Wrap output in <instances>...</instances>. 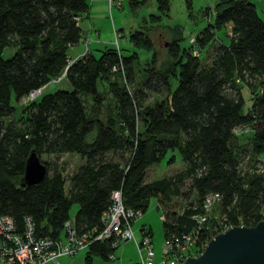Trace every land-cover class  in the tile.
Listing matches in <instances>:
<instances>
[{
    "label": "trees",
    "instance_id": "trees-1",
    "mask_svg": "<svg viewBox=\"0 0 264 264\" xmlns=\"http://www.w3.org/2000/svg\"><path fill=\"white\" fill-rule=\"evenodd\" d=\"M87 9L88 0H0V216H10L18 230L29 216L37 236L52 238H62L63 224L70 221L80 235L101 229L110 194L118 190L124 207L139 213L154 198L163 239L193 232L195 246L204 240L207 222L194 217L204 215L208 195L219 196L223 219L232 225L252 226L264 219V177L242 176L238 169L245 153L264 163V21L252 1H215L212 20L189 47L180 46V35L172 34L170 63L162 70L151 66L132 93L124 85L113 87L115 115L104 119L86 114L83 97L97 106V84L112 74L130 83L137 50L151 45L136 31L128 36V53L117 46L97 52L87 48L72 57L70 50L82 35L76 19ZM157 9L164 14L168 0H157ZM203 15L208 19V9ZM219 30L229 32L227 41L215 46L209 64L200 62V51L213 44ZM5 48L14 49L8 58L2 57ZM61 75L70 89L46 91ZM238 83L249 89L245 111ZM38 88L36 98L19 107L15 125V105ZM162 91L163 99L144 104ZM31 149L38 157L74 154L81 164L65 177L40 160L44 178L21 187ZM174 157L183 170L144 180L149 167ZM176 199L185 203L181 211ZM72 204L77 209L70 219ZM139 231L150 236L144 226ZM85 250L88 261L90 254L109 259L115 248L108 239L90 242Z\"/></svg>",
    "mask_w": 264,
    "mask_h": 264
},
{
    "label": "rangeland",
    "instance_id": "rangeland-1",
    "mask_svg": "<svg viewBox=\"0 0 264 264\" xmlns=\"http://www.w3.org/2000/svg\"><path fill=\"white\" fill-rule=\"evenodd\" d=\"M189 1V7L186 2ZM217 0H168V9L164 14L157 9V0H114L108 6L106 0H88V5H93L96 10L95 21L80 19V31L84 36L82 42H78L76 51H85V49L97 52L104 47L115 48L117 46L123 53L132 51V44L128 40V36L132 32H142L146 39L150 42L151 48L137 50V59L131 63L132 79L131 82L123 80L122 75L112 74L107 81H100L97 84L99 92V103L95 106L90 97H83L84 108L86 114H96L99 118L104 119L107 115H115V97L111 92L113 87L122 88L128 92H133L140 88L143 82L145 71L154 67L156 70H162L170 61L167 56V48L174 39L173 35H180L179 44L182 47H189V38L196 36L198 32L205 26L206 22L212 20L213 4ZM132 2V4H130ZM132 5V6H131ZM208 9V19L203 12ZM153 16V18H152ZM92 17V15H89ZM88 21V22H87ZM176 33V34H175ZM116 35V36H114ZM227 36L225 30H219L215 34L214 42L208 45L204 51H200L199 60L204 64H209L213 58L214 48L220 42H226ZM14 51L13 48H5L2 51V57L8 58ZM73 49L70 54L74 57ZM125 79V78H124ZM53 81V80H51ZM125 82V83H124ZM241 96L243 99V111L250 106L249 89L241 85ZM171 88L175 87V82L171 83ZM56 88L69 90V84L62 80H57L50 83L46 87V91H51ZM165 97V92L158 94L152 93L149 98L144 101L145 105H150L155 101H159ZM26 104V100L21 99L15 106L16 114L12 116L15 125L19 122V110L21 106ZM10 121L11 117L5 119ZM41 161L48 162L50 167L55 166L60 169L65 177L72 174L78 166L79 159L74 154L62 155H40ZM184 169V164L178 157H174L171 163H166L165 159L159 163L153 164L149 167L144 176L145 181L160 178L162 176H171L180 170ZM239 172L242 176L261 175L264 177V163L262 159L248 157L245 153L240 159ZM68 183H65L64 189L67 190ZM178 202V211H181L185 203L176 199ZM77 209L76 204H72L69 209V218L72 219L73 214ZM211 220L206 221L204 226V239H209L214 234L220 232V218L226 214L218 203H214L207 212ZM227 219V225L233 226ZM144 226L150 231V238L153 250V257L150 264H160L163 248V231L160 218V210L156 206V200L150 198L148 205L144 212L140 213L138 217L131 224L136 241L140 238L139 228ZM224 231V230H223ZM204 241V240H203ZM202 244H204V242ZM201 242L199 243L201 245ZM200 247V246H199ZM196 250H198L196 248ZM196 250H194L196 252ZM201 252V248L199 249ZM86 250H78L69 257H60V264H135L138 261V252L134 242L127 240L119 244L113 251L112 259H103L99 255L90 254L89 260L86 261ZM199 252H196L198 254Z\"/></svg>",
    "mask_w": 264,
    "mask_h": 264
},
{
    "label": "built area",
    "instance_id": "built-area-1",
    "mask_svg": "<svg viewBox=\"0 0 264 264\" xmlns=\"http://www.w3.org/2000/svg\"><path fill=\"white\" fill-rule=\"evenodd\" d=\"M114 0H106L108 6ZM77 22L79 18L76 19ZM116 36V35H114ZM193 43V37L189 38ZM87 49H85L86 51ZM84 51V52H85ZM193 54L197 52L192 50ZM116 67H112L115 70ZM57 79L51 81L55 82ZM42 88L32 90L24 100H32L40 93ZM219 196L211 194L204 198L202 208L204 215L195 216L198 223L206 222L207 212L214 203H217ZM140 213L122 204L121 194L114 190L110 194V205L102 214V227L100 230L91 229L89 232L78 235L70 221L63 224L64 236L52 238L49 236H37L34 232V225L29 216L22 220V228L18 230L14 220L10 216H0V264H60V257H69L76 251L85 249L90 242L104 241L111 239V246L116 248L124 241L132 240L138 252V261L135 264H150L153 257L151 238L145 231L140 235L138 241L134 238L131 224ZM219 231L230 227L225 219L220 218ZM193 232L183 234L180 237L172 236L163 241L162 257L160 264H181L185 257L195 256L196 248L203 249L207 242L195 246ZM200 246V247H199ZM113 254L109 255L112 259Z\"/></svg>",
    "mask_w": 264,
    "mask_h": 264
},
{
    "label": "water",
    "instance_id": "water-1",
    "mask_svg": "<svg viewBox=\"0 0 264 264\" xmlns=\"http://www.w3.org/2000/svg\"><path fill=\"white\" fill-rule=\"evenodd\" d=\"M45 165L31 149L24 161L19 186L38 184ZM181 264H264V219L252 226L233 225L208 239L201 252L187 256Z\"/></svg>",
    "mask_w": 264,
    "mask_h": 264
},
{
    "label": "crops",
    "instance_id": "crops-1",
    "mask_svg": "<svg viewBox=\"0 0 264 264\" xmlns=\"http://www.w3.org/2000/svg\"><path fill=\"white\" fill-rule=\"evenodd\" d=\"M252 1V3L255 5V9H256V12H257V14H258V16L260 17V19L262 20V21H264V0H251ZM96 12V10L93 8V5L91 4L90 6L88 5V9H87V11L80 17V19H82V18H85L86 20H92V21H95V14H93V13H95ZM89 15H92V17H89ZM88 22V21H87ZM79 27H80V25H79ZM225 34L226 35H228L229 34V32L228 31H225ZM84 36L85 35H82V38L84 39ZM80 42H82V39L80 38ZM76 46H77V44L76 45H74L73 46V54L75 55V56H79V55H81L82 54V51H79V50H77L76 51ZM92 51V50H91ZM66 155H68V154H66ZM76 156V155H75ZM79 159V158H78ZM81 164V161H80V159H79V162H78V166ZM77 166V167H78ZM77 167H76V169H77Z\"/></svg>",
    "mask_w": 264,
    "mask_h": 264
}]
</instances>
